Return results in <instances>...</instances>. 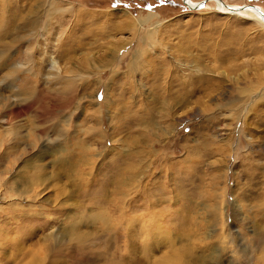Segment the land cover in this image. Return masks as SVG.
<instances>
[{
    "label": "rangeland",
    "instance_id": "obj_1",
    "mask_svg": "<svg viewBox=\"0 0 264 264\" xmlns=\"http://www.w3.org/2000/svg\"><path fill=\"white\" fill-rule=\"evenodd\" d=\"M9 1L38 22L0 32V264H264V23Z\"/></svg>",
    "mask_w": 264,
    "mask_h": 264
},
{
    "label": "bare ground",
    "instance_id": "obj_2",
    "mask_svg": "<svg viewBox=\"0 0 264 264\" xmlns=\"http://www.w3.org/2000/svg\"><path fill=\"white\" fill-rule=\"evenodd\" d=\"M203 1L197 2L195 0H183V4L185 3V6L190 10H199L200 11L201 9H203L204 6L206 7V5L208 4L207 3L208 1H212L217 6V11L220 12L221 14H235V13L252 14L255 17H257L258 20H260L262 23H264V9H262L259 6H242V7H239V6L228 4L224 0H207L206 2H203ZM13 7H16L14 12L16 14H18V16L13 21L11 20V23L9 22V20L6 21V20H4V18H2L3 19L2 23H5L4 25H6V29L1 28L0 29L1 33H3V32H4V34L7 33L9 31V28H13L14 26L18 25L19 23L21 24V22H23L22 23L23 24L22 29H24V28L26 29L28 27V25L34 26L37 24L38 19L36 17L31 19V20L27 19V21L24 22L25 17L22 14L23 6L17 8V6L12 5L9 0L4 2V11L5 12H8L7 10L11 9ZM145 22H146V20H142V19L139 20L138 19L137 23H135V22L134 23L131 22V23L134 27H137V26L142 27V25Z\"/></svg>",
    "mask_w": 264,
    "mask_h": 264
},
{
    "label": "snow or ice",
    "instance_id": "obj_3",
    "mask_svg": "<svg viewBox=\"0 0 264 264\" xmlns=\"http://www.w3.org/2000/svg\"><path fill=\"white\" fill-rule=\"evenodd\" d=\"M161 2L163 3V2H167V0H161ZM115 7V6H114Z\"/></svg>",
    "mask_w": 264,
    "mask_h": 264
}]
</instances>
